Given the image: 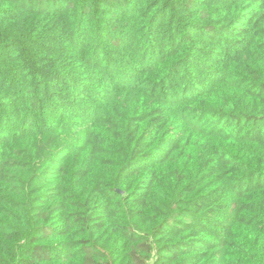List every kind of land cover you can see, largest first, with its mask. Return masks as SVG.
Masks as SVG:
<instances>
[{
  "label": "trees",
  "instance_id": "1",
  "mask_svg": "<svg viewBox=\"0 0 264 264\" xmlns=\"http://www.w3.org/2000/svg\"><path fill=\"white\" fill-rule=\"evenodd\" d=\"M0 264H264V0H0Z\"/></svg>",
  "mask_w": 264,
  "mask_h": 264
}]
</instances>
